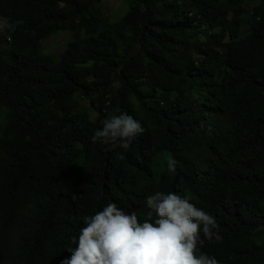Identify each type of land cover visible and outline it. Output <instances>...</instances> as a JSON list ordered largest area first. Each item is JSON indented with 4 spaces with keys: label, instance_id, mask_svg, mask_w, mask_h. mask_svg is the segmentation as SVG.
Returning <instances> with one entry per match:
<instances>
[{
    "label": "trees",
    "instance_id": "16d2710c",
    "mask_svg": "<svg viewBox=\"0 0 264 264\" xmlns=\"http://www.w3.org/2000/svg\"><path fill=\"white\" fill-rule=\"evenodd\" d=\"M40 1L0 0V18L16 27L15 34L7 30L14 44L0 47V264H60L71 256L66 247L83 217L107 202L146 218V198L155 192L211 181L222 183L228 201L217 203L222 240L201 236V251L224 264H263L264 0H125L121 17L105 14L106 0ZM66 33L68 47L47 54L45 40ZM164 43L168 68L177 70L159 84L155 48ZM217 48L218 69L206 80L208 52ZM103 55L118 59L116 74ZM121 112L142 121L144 133L127 151L94 143L102 121ZM170 157L178 161L175 172L167 168Z\"/></svg>",
    "mask_w": 264,
    "mask_h": 264
},
{
    "label": "clouds",
    "instance_id": "9594fccd",
    "mask_svg": "<svg viewBox=\"0 0 264 264\" xmlns=\"http://www.w3.org/2000/svg\"><path fill=\"white\" fill-rule=\"evenodd\" d=\"M7 30L14 32L15 25L0 18V32L4 31L3 38L0 35L4 44L0 47L12 44L7 40ZM168 51L169 43L155 48L154 64L162 76L159 84L176 76L177 69L168 68L166 62ZM216 52L223 53L219 48L208 52L206 80L212 79L218 69L220 57ZM102 57L116 74L118 59L108 55ZM90 81L97 82L95 78ZM144 131L139 120L121 113L104 119L102 128L97 129L91 139L94 143L109 146L111 150L119 147L127 151L132 140ZM177 164L178 161L170 157L167 160L169 172H175ZM222 196L227 202L228 196L219 181L177 193L157 191L146 198V218L140 209L126 206L121 209L116 203H109L101 211L83 217L84 226L78 238L72 237L76 246L66 248L71 256L60 264H222L220 259L200 249L203 244L201 236L210 242L222 240L217 224L221 212L217 203Z\"/></svg>",
    "mask_w": 264,
    "mask_h": 264
},
{
    "label": "bare ground",
    "instance_id": "6f19581e",
    "mask_svg": "<svg viewBox=\"0 0 264 264\" xmlns=\"http://www.w3.org/2000/svg\"><path fill=\"white\" fill-rule=\"evenodd\" d=\"M16 1H17V0H16ZM38 1H39V3H41L40 0H38ZM42 1H43V0H42ZM47 1H48V0H47ZM51 1H53V0H51ZM8 2H9V1H8ZM32 2H33V1H32ZM32 2H31V3H32ZM34 2H36V0H34ZM48 2H49V4H50V1H48ZM124 2H125V1H124ZM6 3H7V2H6ZM45 3H46V2H45ZM96 3H97V2H96ZM4 4H5V3H4ZM18 4H20V3H18ZM21 4H23V3H21ZM35 4H36V3H35ZM37 4H38V3H37ZM47 4H48V3H47ZM47 4H46V5H47ZM102 4H103V3H102ZM106 4H107V3H106ZM127 4H130V2H128ZM9 5H10V3H9ZM24 5H25V4H24ZM31 5H33V4H31ZM31 5L29 4V5H26V6H31ZM39 5H41V6L43 5V6H44L43 2H42V4H39ZM39 5H38V6H39ZM123 5H124V3H123ZM26 6H25V7H26ZM124 6H126V3H125ZM0 7H1V4H0ZM5 7H6V6H5ZM5 7H4V8H5ZM25 7H23V9L21 8V10H24ZM33 7H34V6H33ZM2 8H3V7H2ZM9 8H10V7H9ZM15 8H16V7H15ZM26 8H27V7H26ZM31 8H32V6H31ZM11 9H12V8H11ZM27 9H28V8H27ZM4 10H5V9H4ZM21 10H20V11H21ZM12 11L19 12V11H16V10H12ZM125 11H126V9H125ZM129 11H131L130 8H129ZM21 12H22V11H21ZM21 12H19V13H21ZM23 12H24V11H23ZM127 12H128V11H127ZM187 12H188V11H187ZM189 12H190V11H189ZM4 13H5V12H4ZM7 13H9V12H7ZM125 13H126V12H125ZM182 13H183V12H182ZM184 13H185V12H184ZM184 13H183V14H184ZM126 14H127V13H126ZM126 14H125V16H127ZM16 15L18 16L17 13H16ZM122 15H123V14H122ZM228 15H229V14H228ZM228 15H227V16H228ZM184 17H185V16H184ZM189 17H190V16H189ZM189 17H188V18H189ZM233 17H234V16H233ZM185 18H186V17H185ZM185 18H183V19H185ZM218 18H219V17H218ZM18 19H21V17L19 18V16H18ZM103 19H104V18H103ZM122 19H123V18H122ZM117 20L120 21L119 19H117ZM210 21H211V20H210ZM208 22H209V21H208ZM194 23H195V22H194ZM87 24H89V23H87ZM87 24H86V25H87ZM207 24H208V23H207ZM89 25H90V24H89ZM89 25H88L87 27H89ZM186 25H187V24H186ZM204 25H205V23H204ZM208 25H209V24H208ZM208 25H207V26H208ZM212 25H213V24H212ZM184 26H185V25H184ZM188 26H189V25H188ZM205 26H206V25H205ZM209 26H210V25H209ZM245 26H246V25H245ZM245 26H244V27H245ZM251 26H253V25H251ZM87 27H86V28H87ZM232 27H234V26H232ZM238 27H239V26H238ZM240 27H241V26H240ZM244 27H243V28H244ZM247 27H248V26H247ZM15 28H16V27H15ZM111 28H112V27H111ZM180 28H181V27H180ZM185 28H186V27H185ZM199 28H200V27H199ZM201 28H202V27H201ZM87 29H88V28H87ZM183 29H184V28H183ZM205 29H206V28H205ZM205 29H203V31H204ZM208 29H209V28H208ZM238 29H239V28H238ZM15 30H16V29H15ZM18 30H19V29H18ZM18 30H17V31H18ZM23 30H24V29H23ZM23 30H22V31H23ZM107 30H108V29H107ZM179 30H180V29H179ZM185 30H186V29H185ZM212 30H213V29H212ZM217 30H218V29H217ZM217 30H216V31H217ZM226 30H227V29H226ZM236 30H237V29H236ZM236 30H235V31H236ZM249 30H250V27H249ZM20 31H21V30H20ZM231 31H232V30H231ZM243 31H244V30H243ZM7 32H8V31H7ZM9 32H10V31H9ZM86 32H87V30H86ZM180 32H181V31H179V33H180ZM184 32H185V31H184ZM184 32H183V34H184ZM211 32H212V31H211ZM232 32H233V31H232ZM236 32H237V31H236ZM239 32H240V31H239ZM11 33H12V32H11ZM92 33H93V32H92ZM185 33H186V32H185ZM216 33H217V32H216ZM219 33H220V31H219ZM252 33H253V32H252ZM14 34H15V31H14ZM21 34H23V32H21ZM66 34H67V33H66ZM181 34H182V33H181ZM187 34H188V33H187ZM224 34H225V32H224ZM232 34H233V33H232ZM238 34H239V33H238ZM17 35H18V34H17ZM62 35H63V34H62ZM68 35H69V34H68ZM207 35H208V34H207ZM225 35H226V34H225ZM233 35H234V34H233ZM235 35H236V34H235ZM246 35H247V34H246ZM246 35H245V36H246ZM252 35H253V34H252ZM9 36H11V35H9ZM12 36H13V33H12ZM18 36H19V35H18ZM18 36H17V38H18ZM184 36H185V35H184ZM237 36H238V35H237ZM250 36H251V35H250ZM182 37H183V36H182ZM187 37H188V36H187ZM199 37H200V36H199ZM231 37H232V36H231ZM246 37H247V36H246ZM10 38H11V37H10ZM51 38H53V37H51ZM180 38H181V37H180ZM193 38H194V37H193ZM222 38H223V37H222ZM227 38H229V37H227ZM249 38H250V37H249ZM14 39H15V38H14ZM183 39H184V38H183ZM187 39H188V38H187ZM191 39H192V38H191ZM195 39H196V38H195ZM246 39H247V38H246ZM184 40L186 41V39H184ZM188 40H189V39H188ZM212 40H214V39H212ZM47 41H48V39H47ZM51 41H52V40H51ZM68 41H69V40H68ZM68 41H67V42H68ZM178 41H179V40H178ZM194 41H195V40H194ZM22 42H23V41H22ZM45 42H46V40H45ZM187 42L189 43V42H191V41H187ZM220 42H221V41L218 40V37H217L216 44H218V47H219ZM11 43H12V41H11ZM17 43H18V42H17ZM178 43H179V42H178ZM182 43H183V42H182ZM237 43H240V42H237ZM244 43H245V42H244ZM13 44H14V43H13ZM13 44H12V45H13ZM40 44H41V43H40ZM45 44H46V43H45ZM186 44H187V43H186ZM233 44H236V43H233ZM240 44H242V43H240ZM183 45H184V44H183ZM225 45H226V44H225ZM228 45H230V44H228ZM231 45H232V44H231ZM231 45H230V46H231ZM10 46H11V45H10ZM63 46H64V45H63ZM66 46L68 47V45H66ZM76 46H77V48H78V45H76ZM241 46H242V45H241ZM23 47H24V45H23ZM25 47H26V46H25ZM69 47H70V46H69ZM180 47H181V46H180ZM226 47H227V46H226ZM233 47H234V45H233ZM237 47H238V46H237ZM75 48H76V47H75ZM178 48H179V47H178ZM224 48H225V47H224ZM22 49H23V48H22ZM62 49H63V48H62ZM69 49H71V47H70ZM78 49H79V48H78ZM78 49H76V50H78ZM214 49H215V48H214ZM220 49H222V48H220ZM225 49H226V48H225ZM44 50H45V49H44ZM73 50H74V49H73ZM179 50H180V49H179ZM183 50H184V49H183ZM46 51H47V50H46ZM57 51H58V50H57ZM70 51H71V50H70ZM188 51H189V50H188ZM231 51H232V50H231ZM61 52H62V51H61ZM61 52H60V53H61ZM183 52H184V51H183ZM40 53H41V52H40ZM40 53H38V54H40ZM55 53H56V52H55ZM69 53H70V52H69ZM75 53H76V52H75ZM77 53H79V52H77ZM62 54H63V53H62ZM181 54H183V53L181 52ZM222 54H223V53H222ZM243 54H244V53H243ZM247 54H248V53H247ZM25 55H26V54H25ZM54 55H55V54H54ZM66 55H67V54H66ZM66 55H62V56H66ZM230 55H231V54H230ZM249 55H250V54H249ZM31 56H32V55H31ZM38 56H39V55H38ZM41 56H42V55H41ZM41 56H40V57H41ZM51 56H52V55H51ZM58 56H59V55H58ZM68 56H69V55H68ZM72 56H73V55H72ZM183 56H184V55H183ZM183 56L181 55V57H183ZM187 56H188V55H187ZM232 56H233V55H232ZM261 56H262V55H261ZM261 56H260V57H261ZM22 57H23V55H22ZM49 57H50V56H49ZM59 57H60V56H59ZM80 57H81V56H80ZM82 57H83V56H82ZM82 57H81V60H83V58L85 57V55H84L83 58H82ZM189 57H190V56H189ZM202 57H203V56H202ZM30 58H31V57H30ZM35 58H36V57H35ZM43 58H44V55H43ZM54 58H55V57H54ZM67 58H68V57H67ZM203 58H204V57H203ZM233 58H234V57H233ZM244 58H245V57H244ZM258 58H259V57H258ZM46 59H49V58L46 57ZM46 59H45V60H46ZM64 59H66V58H63V60H64ZM87 59H88V58H87ZM199 59L201 60V58H199ZM231 59H232V58H231ZM231 59H230V61H231ZM256 59H257V58H256ZM27 60H28V59H27ZM29 60H30V59H29ZM41 60H42V59H41ZM49 60H50V59H49ZM49 60H48V61H49ZM81 60H80V61H81ZM195 60H196V59H195ZM48 61L46 60V62H47L46 65H47L48 63H50V61H49V62H48ZM60 61H61V60H60ZM60 61H59V63H58L59 65L61 64ZM90 61H91V60H90ZM202 61H203V60H202ZM227 61H229V60H227ZM240 61H241V60H240ZM245 61H246V60H245ZM27 62H28V61H27ZM31 62H32V61H31ZM33 62H34V60H33ZM35 62H36V59H35ZM38 62H41V63H42V61H38ZM44 62H45V61H44ZM52 62H53V61H52ZM234 62H235V61H234ZM241 62H243V61H241ZM241 62H240V63H241ZM248 62H249V61H248ZM79 63H80V62H79ZM84 63H85V62H84ZM195 63H196V61H195ZM229 63H230V62H229ZM258 63H259V62H258ZM52 64H53V63H52ZM52 64H51V65H52ZM231 64H232V61H231ZM236 64H237V63H236ZM250 64H252V63L250 62ZM262 64H263V63H262ZM34 65H35V63H34ZM46 65H45V66H46ZM49 65H50V64H49ZM61 65H62V64H61ZM61 65H60V66H61ZM67 65H68V64H67ZM176 65H178V64H176ZM233 65H234V64H233ZM238 65H240V64H238ZM26 66H27V65H26ZM41 66H42V65H41ZM45 66L43 65V67H45ZM53 66L55 67V66H57V65L54 64ZM64 66H65V65H64ZM174 66H175V65H174ZM223 66H224V65H223ZM231 66H232V65H231ZM46 67H47V66H46ZM51 67H52V66H51ZM57 67H58V66H57ZM61 67H62V66H61ZM90 67H91V66H90ZM241 67H243V65H242ZM245 67H246V66H245ZM260 67H261V64H260ZM30 68H31V67H30ZM38 68H39V67H38ZM64 68H65V67H64ZM84 68H85V67H84ZM101 68H102V67H101ZM101 68H100V69H101ZM103 68H105V67H103ZM229 68H230V67H229ZM234 68H235V66H234ZM33 69H34V67H33ZM33 69H32V72H33ZM40 69H41V68H40ZM45 69H46V68H45ZM47 69H48V67H47ZM50 69H51V68H50ZM59 69H61V68H59ZM66 69H67V68H66ZM242 69H243V68H242ZM263 69H264V68H263ZM52 70H53V69H52ZM52 70H51V71H52ZM62 70H63V69H62ZM64 70H65V69H64ZM88 70H89V69H88ZM97 70H98V69H97ZM238 70H239V69H238ZM238 70H237V71H238ZM40 71H41V70H40ZM42 71H43V70H42ZM45 71H46V70H45ZM53 71H54V70H53ZM65 71H66V70H65ZM101 71H102V69H101ZM147 71H148V70H147ZM152 71H156V70L152 69ZM235 71H236V70H235ZM262 71H263V70H262ZM30 72H31V69H30ZM62 72H63V71H62ZM89 72H90V71H89ZM91 72H92V71H91ZM231 72H232V71H231ZM95 73H97V71H96ZM98 73H99V72H98ZM109 73H110V72H109ZM38 74H39V73H38ZM149 74H150V73H149ZM231 74H232V73H231ZM233 74H234V73H233ZM238 74H239V73H238ZM30 75H31V74H30ZM35 75H37V73H36ZM240 75H241V74H240ZM250 75H251V74H250ZM250 75H249V76H250ZM28 76H29V75H28ZM50 76H52V75H50ZM53 76H55V75H53ZM104 76H105V75H104ZM110 76H112V75H110ZM227 76H228V74H227ZM230 76H231V75H230ZM234 76H235V75H234ZM237 76H238V75H237ZM243 76H244V75H243ZM251 76H252V75H251ZM260 76H262V75H260ZM29 77H30V76H29ZM105 77H106V76H105ZM239 77H240V76H239ZM244 77H246V75H245ZM254 77H255V76H253V79H255ZM50 78H51V77H50ZM117 78H118V77H117ZM228 78H229V77H228ZM241 78H242V76H241ZM251 78H252V77H251ZM257 78H258V77H257ZM263 78H264V77H263ZM52 79H53V78H52ZM102 79H103V77H102ZM105 79H106V78H105ZM151 79H152V78H151ZM232 79H233V78H232ZM235 79H236V78H235ZM249 79H250V78H249ZM260 79H261V81L264 80V79H262V78H260ZM230 80H231V79H230ZM258 80H259V79H258ZM128 81H129V80H128ZM235 81H237V80H235ZM244 81H246V80L244 79ZM251 81H252V80H251ZM22 82H23V80H22ZM120 82H121V81H119V83H120ZM240 82H241V81H240ZM240 82H239V83H240ZM253 82H255V81H253ZM258 82H259V81H258ZM18 83H19V82H18ZM122 83H123V82H122ZM126 83H127V82H126ZM242 83H243V82H242ZM245 83H246V82H245ZM248 83H250V82H248ZM248 83H246V84H248ZM259 83H260V82H259ZM120 84H121V83H120ZM262 84H263V83H262ZM68 85H69V84H68ZM92 85H93V84H92ZM102 85H103V84H102ZM104 85H105V84H104ZM127 85H128V84H127ZM256 85H257V84H256ZM259 85H261V84H259ZM66 86H67V85H66ZM66 86H64V87H66ZM119 86H121V85H119ZM119 86H118V87H119ZM252 86H253V85H252ZM21 87H22V85H21ZM102 87H103V86H102ZM124 87H125V86H124ZM231 87H232V86H231ZM254 87H257V86H254ZM72 88L74 89L75 87H72ZM84 88H85V87H84ZM122 88H123V87H122ZM19 89H20V88H19ZM32 89H33V88H32ZM34 89H35V88H34ZM68 89H69V88H68ZM103 89H104V87H103ZM20 90H21V89H20ZM118 90H121V89H118ZM262 90H264V89L262 88ZM23 91H24V90H23ZM25 91H26V90H25ZM75 91H76V90H75ZM79 91H80V90H79ZM85 91H87V90H85ZM125 91H126V90H125ZM250 91H251V90H250ZM258 91H259V90H258ZM19 92H21V91H19ZM98 92H99V91H98ZM103 92H104V91H103ZM120 92H121V91H120ZM158 92H159V91H158ZM251 92H252V91H251ZM261 92H263V91H261ZM16 93H17V92H16ZM16 93H15V94H16ZM82 93H83V92H82ZM84 93H85V92H84ZM89 93H90V92H89ZM122 93H123V92H121V94H122ZM127 93H128V91H127ZM23 94H24V93H23ZM23 94H22V95H23ZM121 94H120V95H121ZM250 94H251V93H250ZM247 95H248V94H247ZM23 96H24V95H23ZM17 97H18V96H17ZM86 97H87V95H86ZM20 98H21V97H20ZM20 98L18 97V99H20ZM66 98L69 99L68 96H67ZM66 98H65V99H66ZM87 98H88V97H87ZM263 98H264V97H263ZM8 99H9V97L6 98V100H8ZM13 99H14V98H13ZM15 99H16V98H15ZM67 99H66V100H67ZM11 100H12V99H11ZM11 100H10V101H11ZM24 100H26V99L24 98ZM239 100H240V99H239ZM260 100H261V99H260ZM4 101H5V100H4ZM15 101H17V100H15ZM15 101H14V102H15ZM80 101H81V100H80ZM262 101H263V100H262ZM95 102H96V101H95ZM103 102H104V101H103ZM257 102H258V101H256V103H257ZM263 102H264V101H263ZM17 103H18V102H17ZM105 103H106V102H105ZM243 103H244V102H243ZM85 105H86V104H85ZM108 105H109V104H108ZM108 105H107V106H108ZM122 105H123V104H122ZM80 106H81V105H80ZM83 107H85V106H83ZM96 107H97V105H96ZM75 108H76V107H75ZM122 108H123V107H122ZM244 108H245V107H244ZM66 109H67V108H66ZM120 109H121V108H120ZM67 110H68V109H67ZM90 111H91V109H90ZM120 111H121V110H120ZM123 111H124V110H123ZM4 113H5V110H4ZM6 113H7V112H6ZM92 113H93V111H92ZM94 113H96V111H95ZM94 113H93V114H94ZM121 113H122V112H121ZM84 114H85V113H84ZM96 114H98V113H96ZM0 115H1V113H0ZM87 115H88V113H87ZM105 115H106V114H105ZM3 116H4V115H3ZM77 116H78V115H77ZM79 116H80V115H79ZM83 116H84V115H83ZM4 117H5V116H4ZM80 117L82 118V116H80ZM80 117H79V118H80ZM88 117H89V116H88ZM0 118H1V117H0ZM5 118H6V117H5ZM238 118H240V116H239ZM1 119H2V118H1ZM93 119H94V118H93ZM5 120H6V119H5ZM9 120H10V118H9ZM82 120H83V119H82ZM7 121H8V120H7ZM11 122H12V120H11ZM89 122H90V121H89ZM89 122H86V123L88 124ZM141 122H142V121H141ZM243 122H244V121H243ZM1 123H2V122H1ZM92 123H93V122H92ZM11 124H12V123H11ZM82 124H83V123H82ZM145 124H146V123H145ZM145 124H144V125H145ZM85 125H86V124H85ZM89 125L92 126L91 123H90ZM7 126H8V123H7ZM7 126H6V128H7ZM87 126H88V125H87ZM145 126H146V125H145ZM145 126H144V127H145ZM85 127H86V126H85ZM89 127H90V126H89ZM245 127H246V126H245ZM3 130H4V129H3ZM6 130H7V129H6ZM245 130H246V129H245ZM0 131H1V130H0ZM1 132H2V131H1ZM1 132H0V134H1ZM246 132H247V131H246ZM262 132H264V131H262ZM249 133H250V132H249ZM249 133H248V134H249ZM257 134H258V133H255V135H257ZM244 135H245V134H244ZM250 135H251V134H250ZM252 135H253V134H252ZM262 136H263V135H262ZM262 136H261V137H262ZM1 137H3V136L1 135ZM245 137H246V136H245ZM253 138H255V137L253 136ZM260 139H261V138H260ZM261 142H262V139H261ZM263 142H264V141H263ZM259 143H260V142H259ZM255 146H256V145H255ZM261 146H262V145H261ZM254 148H255V147H254ZM234 150H235V149H234ZM261 150H262V149H261ZM256 151H258V150H256ZM259 151H260V150H259ZM263 153H264V152L262 151V154H263ZM260 155H261V153L259 154V156H260ZM257 157H258V156H257ZM261 158H262V155H261ZM90 159H91V158H90ZM127 159H128V158H127ZM88 160H89V159H88ZM249 161H250V160H249ZM256 161H260V158H259V160H256ZM126 163H127V162H126ZM245 163H246V162H245ZM247 163H248V162H247ZM254 163H255V162H254ZM92 164H93V163H92ZM128 164H129V163H128ZM241 164H242V163H241ZM90 165H91V164H90ZM245 165H246V164H245ZM246 166H247V165H246ZM120 167H121V166H120ZM241 167H242V166H241ZM244 167H245V166H244ZM85 168H86V167H85ZM117 169H118V168H117ZM239 169H240V168H239ZM119 171H120V170H119ZM115 172H116V171H115ZM246 172H247V171H246ZM113 173H114V172H113ZM252 173H253V172H252ZM116 174H117V173H115V175H116ZM119 174H120V173H119ZM263 174H264V173H263ZM245 175H246V174H245ZM104 176H106V175H104ZM118 176H119V175H118ZM246 176H247V175H246ZM248 176H249V175H248ZM263 176H264V175H263ZM128 178H129V177H128ZM110 179H112V178H110ZM120 179H121V178H120ZM245 179H246V178H245ZM263 179H264V178L262 177L261 180H263ZM112 180H113V179H112ZM104 181H105V180H104ZM108 181H109V180H108ZM108 181H107V182H108ZM123 181H124V180H123ZM245 181H246V180H245ZM116 182H117V181H116ZM126 182H127V180H126ZM263 182H264V181H263ZM263 182H262V183H263ZM112 184L115 185L114 182H113ZM129 185H130V183H129ZM112 186H113V185H112ZM117 186L119 187V185H117ZM117 186H116V187H117ZM81 187H83V186H81ZM102 187H103V186H102ZM127 187L129 188V186H127ZM100 188H101V187H100ZM112 188H113V187H111V189H112ZM114 188H115V187H114ZM114 188H113V189H114ZM77 189H78V188H77ZM103 189H104V188H103ZM126 189H127V188H126ZM259 189H261V188H259ZM262 189H263V188H262ZM262 189H261V190H262ZM94 190H95V189H94ZM124 190H125V189L123 188V191H122V192H124ZM77 191H78V190H77ZM115 191H117V190H115ZM132 191H133V190H132ZM112 192L114 193V191H112ZM118 192H119V191H118ZM262 193H263V192H262ZM82 194H83V193H82ZM96 194H97V192H96ZM99 194H100V193H99ZM120 194H121V193H120ZM123 194H124V193H123ZM124 195H125V194H124ZM124 195H120V196L123 197ZM114 196H115V195H114ZM111 197H112V196H111ZM261 197H262V196H261ZM125 198H126V197H125ZM125 198H124V199H125ZM112 199H113V197H112ZM112 199H111V200H112ZM115 199H117V196H116ZM126 200H127V198H126ZM128 200H129V199H128ZM130 200H131V199H130ZM130 200H129V201H130ZM113 201L116 202V200H113ZM262 201H263V200H262ZM102 202H103V201H102ZM105 202H107V201H105ZM132 202H133V201H132ZM135 202H136V201H135ZM107 203H110V202H107ZM120 203H121V202H120ZM122 203H124V201H123ZM137 203H138V202H137ZM259 203H260V202H259ZM263 203H264V202H263ZM97 204H98V203H97ZM103 204H104V202H103ZM118 204H119V203H118ZM133 204H134V203H133ZM125 205H126V203H125ZM98 206H99V205H98ZM98 206H97V207H98ZM262 206H263V205H262ZM130 207H131V206H130ZM134 207H135V206H134ZM262 208H263V207H262ZM135 209H136V208H135ZM96 210H98V209H96ZM263 210H264V209H263ZM257 211H258V210H257ZM97 212H98V211H97ZM262 214H263V213H262ZM9 222H10V221H9ZM261 222H262V221H261ZM5 223H6V222H5ZM7 224H8V223H7ZM261 224H262V223H261ZM263 226H264V224L262 225V227H263ZM263 229H264V228H263ZM261 241H263V240H261ZM6 242L8 243V241H6ZM15 242H17V241L15 240ZM71 242H72V241H71ZM12 243H13V242H11V243L9 244L8 248L10 247V245H11ZM66 243H67V242H66ZM0 244H2V243H0ZM4 244H6V243H4ZM4 244H3V245H4ZM14 244H17V243H14ZM14 244H13V246H11V247H14ZM66 245H67V244H66ZM0 247H1V246H0ZM5 247H6V246H5ZM72 247H73V244H72ZM1 248H3V247H1ZM66 248H67V247H66ZM263 249H264V248H263ZM11 250H12V248H11ZM13 250H14V249H13ZM0 252H1V251H0ZM3 252H4V254H5V251H3ZM8 253H10V251H9ZM8 253H7V254H8ZM2 254H3V253H2ZM7 254H6V255H7ZM0 255H1V254H0ZM2 257H3V256H2ZM5 257H6V256H5ZM262 257H264V256H262ZM56 258H57V257H56ZM67 258H68V257H67ZM1 259H2V258H1ZM259 262H260V261H259ZM23 264H24V263H23ZM25 264H28V263H25ZM58 264H59V263H58ZM260 264H262V262H261Z\"/></svg>",
    "mask_w": 264,
    "mask_h": 264
},
{
    "label": "rangeland",
    "instance_id": "374dc122",
    "mask_svg": "<svg viewBox=\"0 0 264 264\" xmlns=\"http://www.w3.org/2000/svg\"><path fill=\"white\" fill-rule=\"evenodd\" d=\"M124 1L125 0H106L102 4V7L104 8L105 14L108 16L109 15H113V16L116 15L118 17H121L122 14L125 12V9L127 8V4H126V6H124L126 3ZM123 3H124V5H123ZM0 35H1V38H3L4 31L0 32ZM51 40L46 42V44H44L43 47L45 48V50H47L46 53L53 54L55 52H60L65 48L66 44L70 41V36L67 34H63V35L60 34Z\"/></svg>",
    "mask_w": 264,
    "mask_h": 264
}]
</instances>
